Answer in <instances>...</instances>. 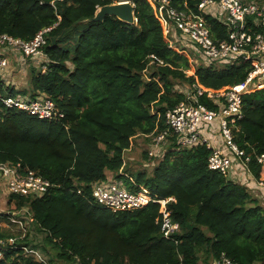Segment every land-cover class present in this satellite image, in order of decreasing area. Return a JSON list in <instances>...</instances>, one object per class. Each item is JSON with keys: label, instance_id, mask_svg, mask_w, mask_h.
Here are the masks:
<instances>
[{"label": "trees", "instance_id": "trees-1", "mask_svg": "<svg viewBox=\"0 0 264 264\" xmlns=\"http://www.w3.org/2000/svg\"><path fill=\"white\" fill-rule=\"evenodd\" d=\"M116 1L0 0V35L30 41L47 29L35 57L3 47L23 60L19 71L26 74V84L8 78V61L0 69V95L26 97L29 89L27 97L50 98L64 113L40 119L0 101V161H21L53 183L42 195L8 197L16 209L25 207L29 222L44 233L47 256L37 257L26 233L20 238L0 229V237L15 236L16 244L31 249L10 247L0 264H215L222 252L237 264H264V207L251 191L261 189L263 165L257 156L264 153V86L243 93V117L232 126L234 141L249 157V171L240 161L232 176L209 169L204 143L181 147L170 135V146L151 175L133 174L124 152L133 138L151 140L166 128L165 111L185 98L180 82L223 90L242 82L251 67L238 57L206 64L193 46L168 47L151 0H130L133 23L108 15L91 20L100 6ZM198 1L173 4L195 9ZM205 18L214 38L227 36L225 23L209 14ZM35 60L38 66L30 63ZM144 157H150L148 151ZM107 181L174 197L168 203L178 224L173 238L162 235L157 203L113 211L96 202L93 183Z\"/></svg>", "mask_w": 264, "mask_h": 264}, {"label": "built area", "instance_id": "built-area-1", "mask_svg": "<svg viewBox=\"0 0 264 264\" xmlns=\"http://www.w3.org/2000/svg\"><path fill=\"white\" fill-rule=\"evenodd\" d=\"M129 1L130 0H118ZM157 16L163 24L164 35L168 39V47L185 50L193 46L201 53L206 63L221 62L226 59L241 58L250 62V69L242 82L235 83L227 89L214 90L193 82L182 89L185 98L164 114L166 128L151 135V145L148 148L150 157L161 156L164 147L171 143L169 136L175 135L181 147H192L204 143L210 150L207 158L209 169L230 176L237 161L243 164L247 171L248 156L238 148L233 138L232 126L243 117L242 95L251 86H264V2L254 3L251 0H199L195 9H180L173 4L174 0H151ZM132 3V2H131ZM133 4V3H132ZM184 5H186L184 3ZM209 14L227 25V36L214 38L210 31V23L205 18ZM135 18V17H134ZM136 21V18H135ZM40 30L30 41L14 38L6 34L0 35V47H13L25 56L35 57L39 54L40 46L44 43V32ZM152 58H155L151 55ZM156 61L162 64L161 60ZM191 62L192 58L190 59ZM153 60L151 61V63ZM8 65V58L0 55V69ZM192 75V70H184ZM189 72V73H188ZM210 101L214 106L206 104ZM0 101L8 108L26 111L40 119H58L64 113L58 110L50 98L38 97L30 99L22 95L2 96ZM218 122L219 135L222 145H216L205 135H202L203 125ZM257 161L264 165V153L257 156ZM0 178L9 193L18 195H42L53 185L38 172L26 169L21 161H0ZM264 188V180H259ZM79 192V191H78ZM92 195L96 202L113 211H128L141 208L150 203L159 205L158 213L161 220L162 235L167 239L173 238L178 224L171 220L169 201L174 197H159L146 186L138 189H127L114 181L95 182L92 185ZM0 213V229L4 224L20 223L15 211ZM157 220V219H156ZM26 233V232H25ZM25 233L20 235L24 237ZM17 237H0V258L10 247H27L16 244ZM35 252V250H33ZM215 264H237L221 253Z\"/></svg>", "mask_w": 264, "mask_h": 264}, {"label": "rangeland", "instance_id": "rangeland-1", "mask_svg": "<svg viewBox=\"0 0 264 264\" xmlns=\"http://www.w3.org/2000/svg\"><path fill=\"white\" fill-rule=\"evenodd\" d=\"M12 58L14 60V57H12ZM226 60H223L221 62L223 64L227 63ZM39 61L40 60L31 61V64L38 66ZM192 61H193V63L196 62L194 58H192ZM195 65H197V64H195ZM12 66H13L14 70L10 71V73H12V74H11V76H8V78H10L11 80H16V81H18V83L26 84V74L24 72L19 71V68L17 67L15 62H14V65H12ZM186 70H192V69H186ZM15 71H17L18 74H14V73H16ZM6 73H8V72L6 71ZM192 75H194V71H193ZM184 84L185 83L180 82L179 85H177V87L178 88H184V90H185L186 85H184ZM24 92L26 93V95L27 94L29 95V93H30L29 89H26ZM150 145L151 144L148 142L147 138H145L144 136H137V137L132 139L131 150H127L124 152V160L126 161V167L129 168L133 172V174L137 173V171L143 170L147 173V175H151L153 168L161 160V156L160 157H147V158L144 157V151H148V148H150ZM262 176H264V174ZM9 194L10 193L8 192V190L6 189V186L4 184V180L2 178H0V213H6L8 210H14L16 213H18L16 218L21 220V224L20 223H10V222L8 223V225L4 224V227L2 229H5L6 231H9V232L11 231L14 234H19V235L26 232L31 243H33L35 245V247L37 248L36 249L37 257L38 258L42 257V255L44 254L42 252L43 251L42 248L45 246L44 240H43L44 233L37 230L33 226V224H31L29 222L31 215L27 214L25 212L26 211L25 207H23V209H21V210L20 209L18 210L15 208V203L13 201L10 203L8 202ZM21 236H23V235H21ZM47 248L49 250V253H51L49 246H47ZM45 256H47V255H45Z\"/></svg>", "mask_w": 264, "mask_h": 264}, {"label": "crops", "instance_id": "crops-1", "mask_svg": "<svg viewBox=\"0 0 264 264\" xmlns=\"http://www.w3.org/2000/svg\"><path fill=\"white\" fill-rule=\"evenodd\" d=\"M3 47H0V53L1 54H4L7 58H8V61H9V68H8V72L13 71L14 68L12 65H14V62L15 64L17 65V67L19 68V64L21 65V62L23 61L18 55L16 56V54L8 51V52H5L3 51ZM14 57V60L13 58ZM33 60V59H32ZM14 61V62H13ZM28 61V60H27ZM31 63V62H30ZM24 68V67H23ZM22 68V69H23ZM16 69V68H15ZM16 73L14 74H18L17 71H15ZM23 72V71H22ZM201 133L202 135H205L207 138H209V140H211V142H213L214 144L216 145H222V138L220 137L219 135V126H218V122L215 120L213 121L212 123H208L206 125H203V127L201 128ZM148 142L151 144V141L148 140ZM170 146V144H167L164 149H165V152L166 150L168 149V147ZM132 146L128 149V150H131ZM163 152V153H165ZM164 155V154H163ZM155 157H160V156H155ZM162 157V155H161ZM241 170V169H240ZM249 173V172H248ZM264 174V165L262 167V170H261V173H260V178L259 180H264V176H262ZM233 175V173L231 174V176ZM247 176L250 175L249 174H246ZM258 180V182H259ZM257 182V184L259 185V183ZM260 186V185H259ZM261 189L257 188L256 186H253L251 187V191L253 192V195H255L256 197H258L259 201H260V204L264 207V188L262 186H260Z\"/></svg>", "mask_w": 264, "mask_h": 264}, {"label": "water", "instance_id": "water-1", "mask_svg": "<svg viewBox=\"0 0 264 264\" xmlns=\"http://www.w3.org/2000/svg\"><path fill=\"white\" fill-rule=\"evenodd\" d=\"M115 16L118 19L127 23H133L134 5L129 1H119L107 5L100 6L95 15L91 18L92 21H102L105 16Z\"/></svg>", "mask_w": 264, "mask_h": 264}, {"label": "bare ground", "instance_id": "bare-ground-1", "mask_svg": "<svg viewBox=\"0 0 264 264\" xmlns=\"http://www.w3.org/2000/svg\"><path fill=\"white\" fill-rule=\"evenodd\" d=\"M23 224V223H22Z\"/></svg>", "mask_w": 264, "mask_h": 264}, {"label": "clouds", "instance_id": "clouds-1", "mask_svg": "<svg viewBox=\"0 0 264 264\" xmlns=\"http://www.w3.org/2000/svg\"><path fill=\"white\" fill-rule=\"evenodd\" d=\"M163 156V155H162Z\"/></svg>", "mask_w": 264, "mask_h": 264}]
</instances>
